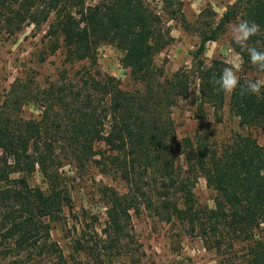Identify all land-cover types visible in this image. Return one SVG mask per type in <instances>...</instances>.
<instances>
[{"label": "trees", "instance_id": "trees-1", "mask_svg": "<svg viewBox=\"0 0 264 264\" xmlns=\"http://www.w3.org/2000/svg\"><path fill=\"white\" fill-rule=\"evenodd\" d=\"M161 1L174 8L170 19L185 22L177 0ZM238 18L260 25L248 45L264 51V0H236L201 34L192 67L159 83L154 56L169 43L170 33L145 0H100L94 5L86 0H0V32L15 35L27 25H47L48 51L64 50L67 62L95 65L97 46L115 45L133 79L149 88L150 96L139 98L161 110L186 96L195 78L201 103L210 104L215 113L224 107L227 94L214 78L227 64L215 59L206 65L203 55L207 43L217 41L225 26ZM234 48L243 64L261 72L245 49L237 44ZM66 72L34 93L17 79L0 101V259L65 263L51 237L52 223L62 220L71 202L60 172L65 158L80 170L94 163L126 185L124 193L105 191L104 238L97 233L76 238L74 251L97 260L102 247L117 248L127 234L131 211L144 205L161 220L178 221L197 233L207 248L223 257L220 264H264V146L249 133H238L219 147L201 135L178 141L169 116H148L124 106L131 97L115 77L80 67L73 82ZM239 81L229 94L230 111L242 128L264 130V88L259 95H241L240 87L249 81ZM28 101L37 104L40 119L24 118L22 107ZM37 170L46 190L29 182ZM199 176L216 193L212 207L197 201Z\"/></svg>", "mask_w": 264, "mask_h": 264}, {"label": "rangeland", "instance_id": "rangeland-1", "mask_svg": "<svg viewBox=\"0 0 264 264\" xmlns=\"http://www.w3.org/2000/svg\"><path fill=\"white\" fill-rule=\"evenodd\" d=\"M100 0H86L87 5H94ZM185 17L170 19L169 11L161 0H145L161 17L170 33L169 43L154 56L153 67L156 82L164 83L181 69H189L193 64V54L200 42L201 34L211 25L219 22L223 13L236 0H177ZM176 7V6H175ZM240 19L228 23L217 41L207 43L203 55L206 65L215 59L227 64L234 55H239L232 40L230 27ZM47 25L35 29L25 26L15 35L0 32V101L8 96V91L15 80L24 81L37 92L49 83L57 82L61 73L67 71V77L75 82V75L80 67H95L102 74L115 77L120 87L128 93L124 106L137 109L148 116L165 117L173 121L178 141L197 135L207 142L221 146L238 133H249L264 146V130L260 127L242 128L238 118L230 111L229 94L224 107L215 113L210 104L201 103L199 80L193 79L186 96H179L169 108L159 109L140 99L150 96L148 87L137 82L130 75L121 59L123 52L115 45L103 42L97 46V62L90 65L88 61L67 62L65 52L48 51L47 39L44 37ZM240 56V55H239ZM241 57V56H240ZM242 61V58H241ZM237 75L239 79L252 81L264 78V72H258L241 62ZM160 97V95H157ZM107 107L108 102L103 101ZM108 108V107H107ZM41 111L34 101L26 102L22 115L26 119H40ZM184 165L183 156L180 157ZM63 184L70 196V205L65 207L64 217L51 225V237L61 248L65 263L54 260H41L34 264H220L222 256L215 250L207 248L203 239L183 223L166 222L158 218L151 210L140 205L131 211V222L122 243L113 249L101 248V257L97 260L82 252L74 251L75 239L88 238L95 233L102 239V230L107 222V196L105 191L113 188L126 192V185L114 174L102 173L94 163L85 169H78L69 160L63 158L60 170ZM32 185L47 189L46 181L40 171L29 176ZM197 201L202 206H213L215 191L209 187L203 176H199L194 188ZM103 245L99 242V245ZM100 246V247H101ZM242 247H237L240 250ZM28 262L27 264H29ZM32 263V262H31ZM0 264H14L12 259H0ZM19 264V263H16Z\"/></svg>", "mask_w": 264, "mask_h": 264}, {"label": "clouds", "instance_id": "clouds-1", "mask_svg": "<svg viewBox=\"0 0 264 264\" xmlns=\"http://www.w3.org/2000/svg\"><path fill=\"white\" fill-rule=\"evenodd\" d=\"M260 25L255 21L241 20L230 27L232 40L245 49L249 55L250 63L259 71L264 72V51H259L256 47L248 45L249 40L260 32ZM241 57L234 55L230 63L226 66L219 78H214V82L225 94H232L240 84L237 70L241 64ZM264 88V78L249 81L246 86L240 87V94L259 95Z\"/></svg>", "mask_w": 264, "mask_h": 264}]
</instances>
